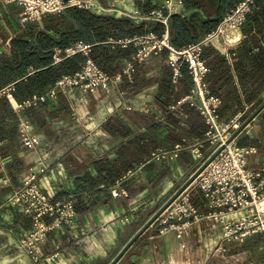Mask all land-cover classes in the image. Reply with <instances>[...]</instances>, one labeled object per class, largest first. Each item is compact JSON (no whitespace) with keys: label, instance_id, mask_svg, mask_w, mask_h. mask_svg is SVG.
<instances>
[{"label":"crops","instance_id":"crops-1","mask_svg":"<svg viewBox=\"0 0 264 264\" xmlns=\"http://www.w3.org/2000/svg\"><path fill=\"white\" fill-rule=\"evenodd\" d=\"M199 1L184 0L179 12L163 10L167 23L147 18L159 9L163 0H87L89 3L85 7L67 6L119 21L130 19L141 25L139 31L131 35L114 37L110 33L103 41L111 49L131 48L133 53L129 58L116 56L115 62L120 67L115 73L103 72L110 77L108 88H103V116L84 125L82 135L51 139L40 135L39 151L31 150L21 142V126L27 119L28 107H19L29 98L17 101L12 93L9 98L0 96L1 102L6 101L4 106L0 105V222L5 216L16 215L13 195L26 182L36 181L52 194L57 190H65L67 195L79 192L85 185L79 178L91 170L97 174L96 167L90 164L93 159H103V176L109 170L115 176L112 182L98 184L105 194L99 213L91 216L86 212L83 217L76 216L71 225L48 231L33 253H29V248L21 241L27 234L25 231L18 238L20 244L17 241L25 264H28L27 260L30 264H110L125 243L159 209L151 204L143 222L134 221L139 220L141 206L147 204L139 199V192L146 190L137 180L150 177V164L157 159L153 154L161 153L164 158L172 159L184 174L183 180L182 177L170 180L169 190L173 183L178 184L177 188L182 185L210 157L213 146L206 140L207 125L199 110L188 104L171 109L192 88L187 65L181 63L175 70L166 50L138 60L135 46L117 42L148 32L167 33L174 46L196 42L214 31L227 11L240 0H233L232 4L224 0H203V4ZM256 4L239 27L227 30L201 52L209 69L205 83L210 93L221 101L218 106L220 117L224 120L238 117L240 125L264 101V1L256 0ZM64 9L39 19L23 20L22 6L0 3V55L10 54L11 39L25 23L36 21L44 28L49 16L59 15ZM172 15L180 19L179 26L172 30L177 44L171 40L169 20ZM50 31L58 36L54 30ZM56 52H60L58 48ZM12 82L15 89L16 81L8 83ZM110 92L117 96L115 105L109 104ZM94 129V133L88 131ZM235 140L240 146L253 148L247 157L248 167L254 172L259 171L264 161V108L235 136ZM177 144L180 147L176 149ZM43 159L46 166L42 164ZM146 186L151 187L149 179ZM190 200L198 211L207 213L210 210L201 189L193 188ZM78 214L81 213L78 211ZM170 222L173 221L156 219L116 264L125 257L136 264H158V252L171 257L172 264H186L180 258L187 250L190 231L185 230L180 235L174 231H161ZM13 230L10 228L5 233L9 243L14 241Z\"/></svg>","mask_w":264,"mask_h":264},{"label":"built area","instance_id":"built-area-1","mask_svg":"<svg viewBox=\"0 0 264 264\" xmlns=\"http://www.w3.org/2000/svg\"><path fill=\"white\" fill-rule=\"evenodd\" d=\"M184 0H163V4L156 11L148 15V19H156L167 23L168 13L179 12ZM0 3L17 4L23 7V20L39 19L42 16L59 11L69 5L85 7L87 0H0ZM255 7V0H240L231 7L222 18L217 28L204 35L200 40L182 47H175L169 41L167 33L158 35L148 32L143 35H133L119 39L122 45H133L137 48L136 58L143 60L152 53L161 50L168 51L170 62L176 70L181 63L187 65L192 78L190 93L173 105L171 109H179L188 104L197 108L207 125L206 140L213 146L211 155L225 143L232 133L238 129V117L224 120L218 113L220 98L212 95L205 83L208 67L201 52L204 46L212 44L213 40L224 35L227 30L239 27L247 14ZM91 44L77 41L65 48L63 52L54 54L55 61L64 57L81 53L87 57L81 69L73 75L66 77L76 78L86 72L90 77L98 76L99 83L108 88L110 77L103 73L89 58ZM65 77V76H64ZM60 81H57L59 83ZM14 83H8L0 88V96L11 97ZM55 96L54 89H47L40 94H34L25 100L19 107H28L38 101H45ZM21 142L31 150L40 146V139L31 134V127L23 122L21 126ZM180 145H175L179 148ZM253 152L252 147H243L235 140H231L225 147L203 168L194 180L175 198L165 209L168 219H185L182 225L189 223V218L199 220L207 217L217 223L218 217L227 211L235 216L223 224L224 236L243 239L245 236L257 232H264V161L257 172L248 167V155ZM157 159L164 158L161 153L153 154ZM30 182V181H29ZM26 182V183H29ZM191 188H199L208 199L210 210L203 214L192 205L189 197ZM25 196L31 197L30 207L34 228L24 235L22 243L29 248V253L36 251L46 231L55 226L72 223L75 215V200L69 198L64 201L52 199L48 195L31 187L27 190H18L13 195L14 202L22 200ZM220 215V216H219ZM51 217L52 223L46 224L43 217ZM220 219V218H219ZM173 224H170V227Z\"/></svg>","mask_w":264,"mask_h":264},{"label":"rangeland","instance_id":"rangeland-1","mask_svg":"<svg viewBox=\"0 0 264 264\" xmlns=\"http://www.w3.org/2000/svg\"><path fill=\"white\" fill-rule=\"evenodd\" d=\"M66 76L60 78L58 80L60 82L56 83L53 87H49L54 89V97L46 99L45 101H38L35 104L28 106V108H34L27 110L25 116L27 119H25V122L31 127V134L39 139L40 135L45 139H51L52 137L57 136L68 138L73 135H82L84 125L90 121H98L101 116H103L104 87L102 83H99L98 76L90 77L86 72L81 73L76 78H73V76ZM116 97L115 93L110 92L108 97L109 104L115 105ZM88 131L94 133L95 129ZM44 161L45 159L42 160V164L46 166ZM204 162H202L201 165ZM201 165H199V167ZM199 167H197V169ZM195 172L196 171L188 176L184 183ZM87 173L88 174L85 176H81L79 180H91L90 183L92 184L93 191L85 193L75 192L67 195V191L65 190H57V192H55L56 194H52L47 192L45 188H42L43 186L38 185L36 181L25 183L24 187L19 190L24 191L34 187L52 199L64 201L69 198H74V218L76 216L83 217L86 212H90V215L94 216V213H99V210L103 208L105 194H103V188L99 189V178L97 177V174L94 173V170H91V173L89 171ZM149 173L150 177L137 180L138 183L140 182V184H144L141 188H145L146 190V192L143 190L139 192V199L147 204H144L146 205L145 207L143 205L141 206L139 220H134L136 222H143L151 210L149 205L152 204L155 208H160L175 193V191L184 184L183 183L177 188L178 184L173 183L170 190L168 189V185L173 179H177L178 177H182V180L184 179V174H181L177 169V164L168 157L155 159L151 162ZM155 177L158 178L154 179ZM148 179L149 183H151L150 188L146 186ZM192 189L193 188H191V190ZM30 203V196H25L22 200L20 199L15 202L14 210L16 215L14 217L5 216L0 222V264L26 263L25 258L21 257L17 241L19 243L18 238L20 239L25 231L29 232L34 228L32 212L26 211V209L30 207ZM76 205L78 206L77 209ZM260 205H264V201H262ZM87 206H90V208ZM78 211L81 213L80 215L78 214ZM164 211L158 218L166 219L167 221L172 220L173 222L166 223L167 225L165 224L164 228H161V231H164V233L174 231L177 235L184 233L185 230L190 231L187 250L180 258V260L186 262V264H264V232L259 231L247 235L243 239L224 236V221L226 223L228 219L233 218L235 214L224 211V213L220 214L222 217H218L217 223H214L212 219L207 217L199 220L189 218V223L184 226L182 223L185 219H181L182 221L174 218L168 219L167 217L169 213H164ZM100 215H102L103 219V213ZM43 221L46 224L52 223L51 217L48 216H44ZM194 223L198 224L195 225ZM71 224H63L60 226H69ZM170 224H173V226L170 227ZM60 226H55L52 229ZM10 228H14L11 232L14 241L12 240L11 243L8 242L5 234ZM52 229L47 230L46 233ZM164 233L161 232L160 234ZM163 257L162 253L158 252L156 257L158 264H172L171 257ZM27 262L30 264L28 260Z\"/></svg>","mask_w":264,"mask_h":264},{"label":"trees","instance_id":"trees-1","mask_svg":"<svg viewBox=\"0 0 264 264\" xmlns=\"http://www.w3.org/2000/svg\"><path fill=\"white\" fill-rule=\"evenodd\" d=\"M224 1L228 4L233 3V0ZM198 3L203 4L204 1L200 0ZM256 6L255 0L254 9ZM179 22L180 19L176 15L170 17L171 40L175 44L178 41L172 30L179 26ZM140 28L141 25L133 23L130 19L119 21L114 17L95 15L77 7H65L59 15L49 16L47 21L45 20L44 28H40L36 21H28L11 39L10 54L0 55V88L8 82L16 81L12 94L17 101H23L33 94H40L47 88L53 87L63 76L75 74L86 61L81 53L64 57L59 61L54 60L53 54L57 48L63 52L78 40L91 44L89 58L99 70L111 75L120 67L115 62L116 56L129 58L133 51L131 48L111 49L105 46L103 41L110 33L114 37H121L131 35ZM50 30H54L58 36ZM182 46L184 45L175 47ZM1 100L0 105L4 106L6 101L1 102ZM90 164L96 167L100 184H103V181L114 180L115 176L110 173L111 170L103 176V159H93ZM90 181H84L85 186L80 188V193L93 191ZM118 264L136 263L125 257Z\"/></svg>","mask_w":264,"mask_h":264},{"label":"water","instance_id":"water-1","mask_svg":"<svg viewBox=\"0 0 264 264\" xmlns=\"http://www.w3.org/2000/svg\"><path fill=\"white\" fill-rule=\"evenodd\" d=\"M264 108V101L262 104L235 130L232 135L221 144L220 147L196 170V172L179 188L175 193L150 217V219L134 234V236L119 250L110 264H116L118 260L124 255L131 244L144 232V230L152 224L168 205L194 180V178L203 170V168L225 147L227 143L235 138V136L250 122V120Z\"/></svg>","mask_w":264,"mask_h":264}]
</instances>
